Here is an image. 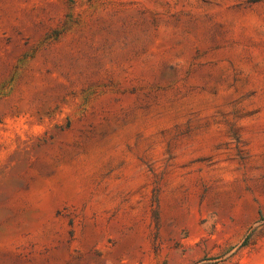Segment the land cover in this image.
<instances>
[{
	"label": "rangeland",
	"instance_id": "obj_1",
	"mask_svg": "<svg viewBox=\"0 0 264 264\" xmlns=\"http://www.w3.org/2000/svg\"><path fill=\"white\" fill-rule=\"evenodd\" d=\"M0 264H264V0H0Z\"/></svg>",
	"mask_w": 264,
	"mask_h": 264
}]
</instances>
